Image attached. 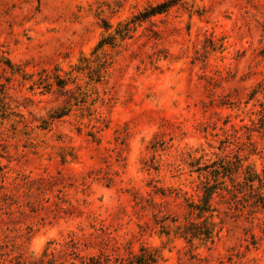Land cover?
I'll list each match as a JSON object with an SVG mask.
<instances>
[{
  "label": "rangeland",
  "instance_id": "rangeland-1",
  "mask_svg": "<svg viewBox=\"0 0 264 264\" xmlns=\"http://www.w3.org/2000/svg\"><path fill=\"white\" fill-rule=\"evenodd\" d=\"M167 1L0 0V264H264V0Z\"/></svg>",
  "mask_w": 264,
  "mask_h": 264
},
{
  "label": "trees",
  "instance_id": "trees-1",
  "mask_svg": "<svg viewBox=\"0 0 264 264\" xmlns=\"http://www.w3.org/2000/svg\"><path fill=\"white\" fill-rule=\"evenodd\" d=\"M172 1L173 0L163 2L159 5H157L156 7L152 8L151 11L152 12L164 11ZM207 202H208V199L205 201V203H207ZM203 209H205V208H203ZM205 233H207V232H205ZM192 235H195V234H192ZM130 262H131V264H152L154 262V257L152 255V253L142 250L140 254L134 255Z\"/></svg>",
  "mask_w": 264,
  "mask_h": 264
}]
</instances>
